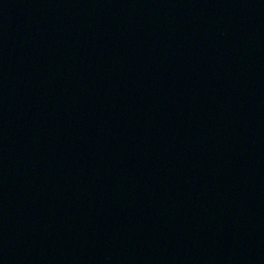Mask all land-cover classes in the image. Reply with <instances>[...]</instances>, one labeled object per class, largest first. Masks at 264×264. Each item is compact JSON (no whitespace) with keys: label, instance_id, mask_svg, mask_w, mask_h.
<instances>
[{"label":"water","instance_id":"95a60500","mask_svg":"<svg viewBox=\"0 0 264 264\" xmlns=\"http://www.w3.org/2000/svg\"><path fill=\"white\" fill-rule=\"evenodd\" d=\"M0 264H264V0H0Z\"/></svg>","mask_w":264,"mask_h":264}]
</instances>
